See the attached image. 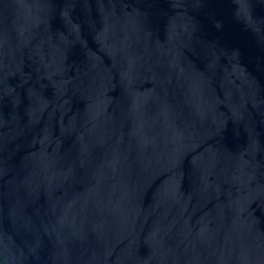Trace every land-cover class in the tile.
I'll use <instances>...</instances> for the list:
<instances>
[{
  "label": "water",
  "instance_id": "obj_1",
  "mask_svg": "<svg viewBox=\"0 0 264 264\" xmlns=\"http://www.w3.org/2000/svg\"><path fill=\"white\" fill-rule=\"evenodd\" d=\"M0 264H264V0H0Z\"/></svg>",
  "mask_w": 264,
  "mask_h": 264
}]
</instances>
